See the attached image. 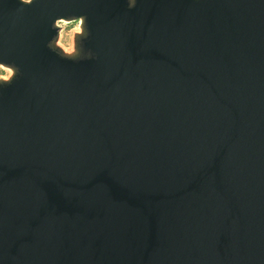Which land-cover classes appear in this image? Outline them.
<instances>
[{
  "label": "water",
  "instance_id": "95a60500",
  "mask_svg": "<svg viewBox=\"0 0 264 264\" xmlns=\"http://www.w3.org/2000/svg\"><path fill=\"white\" fill-rule=\"evenodd\" d=\"M0 0V264H264V0ZM86 14L92 59L48 47Z\"/></svg>",
  "mask_w": 264,
  "mask_h": 264
},
{
  "label": "clouds",
  "instance_id": "9594fccd",
  "mask_svg": "<svg viewBox=\"0 0 264 264\" xmlns=\"http://www.w3.org/2000/svg\"><path fill=\"white\" fill-rule=\"evenodd\" d=\"M21 7L17 11H24V5H32L34 0H19ZM138 0H127L128 8H135ZM52 28L57 30L48 42L47 47L63 60L79 62L92 59L95 53L87 49L84 41L91 36L88 17L86 14L58 16ZM22 74L20 65L0 60V89L11 86L16 78Z\"/></svg>",
  "mask_w": 264,
  "mask_h": 264
}]
</instances>
